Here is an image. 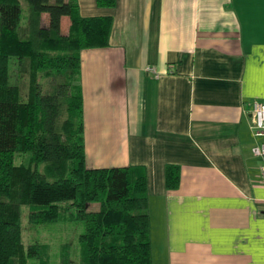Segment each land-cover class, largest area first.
<instances>
[{
    "label": "crops",
    "instance_id": "obj_1",
    "mask_svg": "<svg viewBox=\"0 0 264 264\" xmlns=\"http://www.w3.org/2000/svg\"><path fill=\"white\" fill-rule=\"evenodd\" d=\"M75 1L81 17L112 19L108 46L81 53L86 165L145 170L152 262L264 264L250 127L264 103V0Z\"/></svg>",
    "mask_w": 264,
    "mask_h": 264
},
{
    "label": "trees",
    "instance_id": "obj_2",
    "mask_svg": "<svg viewBox=\"0 0 264 264\" xmlns=\"http://www.w3.org/2000/svg\"><path fill=\"white\" fill-rule=\"evenodd\" d=\"M111 27L81 17L75 0H0V264H157L145 170L86 165L81 53L106 48ZM179 181L167 166L166 189ZM24 220L81 223L79 254L66 240L51 255L49 244H24Z\"/></svg>",
    "mask_w": 264,
    "mask_h": 264
},
{
    "label": "rangeland",
    "instance_id": "obj_3",
    "mask_svg": "<svg viewBox=\"0 0 264 264\" xmlns=\"http://www.w3.org/2000/svg\"><path fill=\"white\" fill-rule=\"evenodd\" d=\"M23 226L26 227L22 230L24 236V244H32L38 240L39 243H46L50 245L49 254L58 252V247L62 243L61 241H69L72 247L73 254H79L78 236L82 232V224L77 221L67 220L65 223L43 225L39 227H32L27 225V221H23ZM18 237V231L14 230L11 234V240L15 241ZM20 237V235H19ZM20 240V238H19ZM47 258H49L47 256Z\"/></svg>",
    "mask_w": 264,
    "mask_h": 264
},
{
    "label": "built area",
    "instance_id": "obj_4",
    "mask_svg": "<svg viewBox=\"0 0 264 264\" xmlns=\"http://www.w3.org/2000/svg\"><path fill=\"white\" fill-rule=\"evenodd\" d=\"M146 72L152 73L155 77L158 76L156 70L152 67L146 68ZM250 121L252 135L255 140L258 141L257 144L251 148V153L254 157L263 161V165L259 173V180L261 185L264 187V103H253Z\"/></svg>",
    "mask_w": 264,
    "mask_h": 264
}]
</instances>
